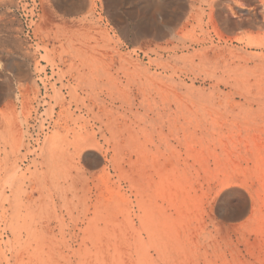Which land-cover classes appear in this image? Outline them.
<instances>
[{"label":"rangeland","instance_id":"rangeland-1","mask_svg":"<svg viewBox=\"0 0 264 264\" xmlns=\"http://www.w3.org/2000/svg\"><path fill=\"white\" fill-rule=\"evenodd\" d=\"M163 2L119 0L114 25L104 0H0V158L3 121L38 107L42 142L51 107L75 127L55 180L81 196V225L52 223L22 264H264V0ZM40 41L80 81L61 111Z\"/></svg>","mask_w":264,"mask_h":264},{"label":"bare ground","instance_id":"bare-ground-1","mask_svg":"<svg viewBox=\"0 0 264 264\" xmlns=\"http://www.w3.org/2000/svg\"><path fill=\"white\" fill-rule=\"evenodd\" d=\"M58 1L66 11L73 13H81V8L83 9L84 6L83 0ZM104 1L107 9L111 12L109 15L111 22L117 25L120 20L113 8L119 0ZM29 3L31 4V2ZM163 4V0H140L139 8L142 11L153 6L151 8L154 11H159ZM41 7L43 8L42 5ZM41 13L42 11L38 14L30 12V26L31 24L36 26L40 22ZM136 14L138 13L136 12ZM137 28L139 29L136 35H142L144 33L142 24ZM38 50L42 52V57L53 66L51 78L54 82L50 84L49 89L61 111L66 98H68L67 95L77 98L76 94L73 95L74 87H77L80 81L67 78L71 72L73 73L74 64L64 57L65 52L62 51L60 43L55 45V43L48 44V42L40 41ZM55 50L60 51V55L64 58H60L58 64L49 55L50 51ZM78 73L77 70L76 76L79 75ZM56 84L59 86L58 89H56ZM81 84H84L82 75ZM84 91V88H81V94ZM22 95V90L18 89L15 97L17 100L20 98L22 100ZM77 106L79 110L82 108L88 110L83 102L79 105L77 103ZM53 111L54 109L51 107L48 109L49 125L52 126V129H56L42 142L39 141V136L43 132L44 125L42 120H38L40 117L38 107L35 109L33 119L22 123L23 126L18 127L19 125H12L10 121H3L5 138L1 139L4 146L8 145V148L4 147L3 157L0 158V264H22L21 248L33 246L34 238L38 234L51 232L54 228H50L52 223H55V227L63 234L70 225L73 228H78L81 225V196L78 190L70 192L67 186L55 180L56 177L61 176L65 168L67 133L74 132L75 127L69 128L66 121L64 122L65 118L62 121L61 114L54 118ZM33 129L36 131L35 135L31 134L34 132ZM60 130L64 133L61 134ZM72 143L74 144V142ZM27 173L28 177H26ZM68 192L71 193V196L68 195ZM239 197L243 201V206L238 217L244 212L246 203L241 194ZM239 206L241 204L231 205L228 203L226 207H228V211H239Z\"/></svg>","mask_w":264,"mask_h":264},{"label":"water","instance_id":"water-1","mask_svg":"<svg viewBox=\"0 0 264 264\" xmlns=\"http://www.w3.org/2000/svg\"><path fill=\"white\" fill-rule=\"evenodd\" d=\"M245 209H246V203H245V208H244V211H245Z\"/></svg>","mask_w":264,"mask_h":264}]
</instances>
